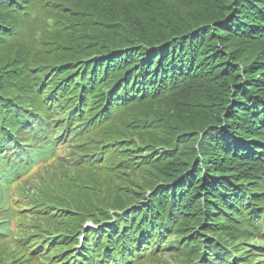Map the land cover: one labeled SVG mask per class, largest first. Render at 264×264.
Instances as JSON below:
<instances>
[{"label": "trees", "instance_id": "trees-1", "mask_svg": "<svg viewBox=\"0 0 264 264\" xmlns=\"http://www.w3.org/2000/svg\"><path fill=\"white\" fill-rule=\"evenodd\" d=\"M98 96L133 123L74 106ZM110 208L83 264H264V0H0V264H72Z\"/></svg>", "mask_w": 264, "mask_h": 264}, {"label": "rangeland", "instance_id": "rangeland-1", "mask_svg": "<svg viewBox=\"0 0 264 264\" xmlns=\"http://www.w3.org/2000/svg\"><path fill=\"white\" fill-rule=\"evenodd\" d=\"M100 11H102V9H100ZM24 19L21 20H25V17L23 16ZM67 31V30H66ZM68 33V31H67ZM68 39H69V35H68ZM70 40V39H69ZM53 44L60 46L63 48L62 52H53L55 54H63L67 48L58 40L55 39L53 42ZM76 50H78L79 52L82 50V46H78L76 47ZM51 54H49L50 56ZM48 56V57H49ZM103 97L102 96H98L96 97V102L98 103ZM134 110H128L127 108L121 106V111L120 112H116L114 114V116L111 118V123L109 124L110 127H112L113 129H117V130H121L124 129L126 127H129L130 123H133L131 121L133 114L135 112H133ZM117 134L115 133H109L107 134V138H117ZM136 138H133V140H135ZM55 172L53 173L54 176L50 177V176H46L45 178H42V182L45 185H50L52 186L55 190L57 191H69L70 194L69 196L72 197L73 195L77 194L79 195L80 198L86 197L88 195H96V196H100V197H105L106 195H108V193H106L107 191V186L105 184H102L101 186L98 185V180H99V174H94V173H84V174H79L78 172L75 171H70L65 173L62 169V167H54ZM35 172L34 171L30 172L29 175L33 174ZM41 175H43V173H40ZM39 177L38 176H34L31 178V182L37 180ZM15 189H17V184H13V186L11 187V189L9 190L11 193L15 192ZM15 211V216H14V220L16 221L17 224H20L19 221V212ZM111 217H114V215L111 214V212H117L116 210L110 208L108 209ZM85 219L81 222L82 225L84 223ZM81 229L76 230L77 234L80 235L81 233ZM74 236V235H73ZM1 240L3 241V246L0 247V249H5V247L9 246H14L12 244L11 238L10 237H2ZM11 249V248H10ZM9 249V250H10ZM4 256V254H3Z\"/></svg>", "mask_w": 264, "mask_h": 264}, {"label": "bare ground", "instance_id": "bare-ground-1", "mask_svg": "<svg viewBox=\"0 0 264 264\" xmlns=\"http://www.w3.org/2000/svg\"><path fill=\"white\" fill-rule=\"evenodd\" d=\"M25 163H27V162H25ZM29 166V165H28Z\"/></svg>", "mask_w": 264, "mask_h": 264}]
</instances>
